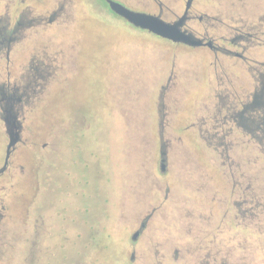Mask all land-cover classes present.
Here are the masks:
<instances>
[{"label":"rangeland","instance_id":"obj_1","mask_svg":"<svg viewBox=\"0 0 264 264\" xmlns=\"http://www.w3.org/2000/svg\"><path fill=\"white\" fill-rule=\"evenodd\" d=\"M19 1L55 17L9 54L11 79L31 61L42 79L0 178V264H264V139L231 117L264 102V0H191L188 28L243 57L135 28L104 0H0L10 26ZM117 1L170 21L186 3Z\"/></svg>","mask_w":264,"mask_h":264},{"label":"flooded vegetation","instance_id":"obj_2","mask_svg":"<svg viewBox=\"0 0 264 264\" xmlns=\"http://www.w3.org/2000/svg\"><path fill=\"white\" fill-rule=\"evenodd\" d=\"M187 1L188 0H186L184 10L186 8ZM12 6H13V12H15V15L13 17L14 22L12 26H10V21L6 20V17L5 18L0 17V58L2 57L4 58L5 60L4 68L6 69L5 78L3 80L1 79V72H0V122L4 129L3 135L5 136V140H6L5 143L6 148L9 141V137H8V133L6 132L5 118H8L10 125L12 126V132L13 134L16 135L17 138L15 145L13 146V148L11 149L8 155L7 162H5L6 152L4 154L3 160H1L2 162H0V178L8 174L9 179L12 177L10 170V167L12 166V160H11L12 154L15 152L16 148L19 145H22L24 143L21 137L23 126L21 121L22 117L20 114V109L22 108L23 100L26 99L25 97L28 96L29 92L32 93L33 91L32 89L36 85H38L39 80L42 79V75L38 73V63L35 64L32 61L29 63L28 65L29 67L27 69H24L22 73H19L18 76H14L13 79H11L12 77L8 69L9 54L12 49V45L17 41L19 42V40L22 39V37L24 36V31L27 28L36 24L42 25L44 23H48L52 21L53 18L55 17V14L53 13L50 17H39L36 19L28 18L27 16L28 10L22 8V2L19 1L17 3H13ZM190 8H191V2L187 9V20L185 22L184 28L191 31L197 37L202 38L203 41L210 40L212 42V48L209 47L208 48L211 49L214 53L216 52L229 56L243 57V55L240 52H237L236 50L229 48L227 45H225V42H223L222 44H217L215 40L212 37L208 36L206 33H204V35H198L194 30L188 28L187 22L191 18H193V15L190 14ZM8 18L11 19V17ZM240 39H242V35H237L236 37L230 40V44L234 45L235 43L234 41ZM222 41L225 40L222 39ZM259 75L261 77L262 74ZM4 82L6 83L4 84ZM261 95H262V91L260 90L259 93H254L253 99L247 102L246 104H243L241 110L234 112V114L231 115V117L234 118L235 121L244 128H247L250 131H258L260 135L258 137L264 139V102L260 101ZM258 108L262 110L263 115L257 116V118L255 119H251L249 117L250 112ZM2 188L3 187H1L0 184V191H2ZM1 209H5V206L1 202V198H0V218L2 217ZM143 226L144 223H141L140 228H138L132 234L131 236L132 240H136V237L134 239L133 235L137 236L142 230Z\"/></svg>","mask_w":264,"mask_h":264},{"label":"water","instance_id":"obj_3","mask_svg":"<svg viewBox=\"0 0 264 264\" xmlns=\"http://www.w3.org/2000/svg\"><path fill=\"white\" fill-rule=\"evenodd\" d=\"M190 2L191 0L187 1L186 8L182 15L170 21L164 19L159 14L134 10L117 0H105L108 8L113 13L123 18L135 28L145 30L155 36L169 40L173 43H180L191 47L207 46L212 48V42L210 40L203 41L202 38L197 37L191 31L184 28L185 22L187 20V9ZM5 127L9 137L5 158V162H7L8 155L15 145L17 138L12 132V126L10 125L8 118H5ZM135 237L136 235H133L134 239Z\"/></svg>","mask_w":264,"mask_h":264}]
</instances>
